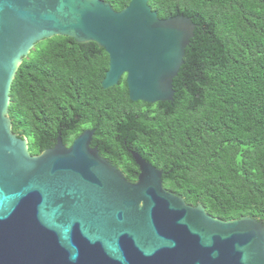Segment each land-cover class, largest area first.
<instances>
[{
  "label": "water",
  "instance_id": "95a60500",
  "mask_svg": "<svg viewBox=\"0 0 264 264\" xmlns=\"http://www.w3.org/2000/svg\"><path fill=\"white\" fill-rule=\"evenodd\" d=\"M192 18L160 19L149 0L116 11L102 0H0V264H264V222L224 221L164 187V173L130 151L138 179L93 147L86 129L67 147L32 155L13 132L11 91L24 59L55 37L94 43L126 78L132 102H173L194 38Z\"/></svg>",
  "mask_w": 264,
  "mask_h": 264
},
{
  "label": "trees",
  "instance_id": "16d2710c",
  "mask_svg": "<svg viewBox=\"0 0 264 264\" xmlns=\"http://www.w3.org/2000/svg\"><path fill=\"white\" fill-rule=\"evenodd\" d=\"M116 11L131 0H102ZM160 19L192 18L194 38L173 102H132L126 78L105 90L104 49L55 37L24 59L11 91L13 132L32 155L86 129L93 147L135 183L130 151L164 173V187L224 220L264 222V0H149Z\"/></svg>",
  "mask_w": 264,
  "mask_h": 264
}]
</instances>
